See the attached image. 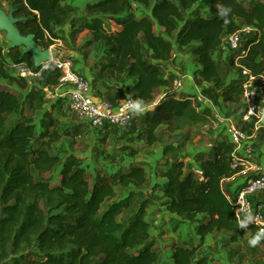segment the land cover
<instances>
[{
    "label": "trees",
    "instance_id": "trees-1",
    "mask_svg": "<svg viewBox=\"0 0 264 264\" xmlns=\"http://www.w3.org/2000/svg\"><path fill=\"white\" fill-rule=\"evenodd\" d=\"M14 1L19 4L14 3L15 16L26 17L17 25L21 34H33L44 49L59 39V28L80 20L63 0ZM216 1L220 9H230L226 17L219 15L220 9L213 15L195 12L201 0H92L86 5V22L80 31H89L92 39L88 44L104 51L107 63L100 69V79L132 80L125 87V96L132 95L141 106L149 105L167 88L155 109L142 116L144 135L139 132L138 116L128 126L129 133L138 134L149 145L157 142L161 125L198 119L193 111L195 96L177 99L168 89L163 64L173 60L176 46L199 44L195 50L200 64L197 74L222 91L226 104H241V80L226 85L214 55L226 36L245 25L254 26L261 34L245 37L247 55L240 59V67L264 75V0H256L249 8L242 0ZM22 50L4 54L0 46V264H216L208 256L196 258L197 248L187 244L174 245L170 258L163 260L145 220L149 200L143 201L132 220H118L133 207L135 197L143 194L140 189L146 175L142 165L127 172L99 174L91 183L82 158L70 154L63 160L53 153L63 134L47 108L45 89L60 85L61 72L36 68L32 55ZM10 61L27 63L41 72L38 88L12 75ZM26 101L31 116L25 114ZM38 113L39 119L34 120ZM15 115L18 119L9 127ZM212 150L214 157L203 159L199 167L176 159L161 174L165 179L163 205L178 222L196 223L201 240L225 232L232 235L231 242H238L244 230L222 182L242 168L232 167L235 145L218 141ZM120 186L132 188L123 199L109 204ZM257 234L253 230L251 239Z\"/></svg>",
    "mask_w": 264,
    "mask_h": 264
},
{
    "label": "rangeland",
    "instance_id": "rangeland-1",
    "mask_svg": "<svg viewBox=\"0 0 264 264\" xmlns=\"http://www.w3.org/2000/svg\"><path fill=\"white\" fill-rule=\"evenodd\" d=\"M92 0H63V4L65 5L67 2V7L73 8L77 10L75 15L82 16V9L85 8L87 3ZM17 1L14 0H0V9L6 12H9L10 7H15L14 3ZM213 2V3H212ZM214 0H203L201 5L203 6H213ZM16 5H19L18 2ZM249 5V4H247ZM15 9V8H14ZM80 11V12H79ZM196 12V9H195ZM26 18V17H25ZM86 22L84 19L83 23ZM80 23V20L78 21ZM76 23L75 28L71 25L66 26L64 29H61L59 33V39L54 41L51 50L55 55V58L60 60H71L73 63L75 59V55L78 50V40L82 42L80 39V25ZM112 27L116 30L114 24ZM83 34V33H82ZM88 34V33H87ZM92 39V35L89 33V40ZM85 42H88L87 40ZM85 44V43H83ZM10 43L6 40V33L0 31V46L4 50V54H8L11 50ZM87 45V43H86ZM84 46L88 52L96 51V59L101 58V62L106 61L103 50H96L93 46ZM90 47V48H89ZM49 48V49H50ZM81 48L80 51L83 49ZM223 52V51H222ZM185 56V55H184ZM235 55L231 56L229 61L224 66V63L221 59H219V64L221 66V72L223 75L228 72L232 76H236L239 80L241 78L239 67H236L234 63ZM188 59V56H186ZM97 59V60H98ZM175 59V57H173ZM78 62L75 65L81 67V62L78 57L76 58ZM190 61V59H188ZM171 62V61H170ZM169 62V63H170ZM187 63V61H186ZM102 64V63H101ZM98 64V69H101L102 65ZM195 62L193 61V66ZM186 64L180 69H178L177 74H173L170 69H166L163 65V69L167 74V78L169 79L170 85L168 89L172 92H176L172 90L171 82L172 79L181 78L180 75H184L186 72ZM9 69V68H8ZM9 71L12 74H15L14 71ZM184 72V73H183ZM30 87L38 88V80L37 78L30 79ZM195 80V79H194ZM112 79H107V77L100 79L99 82L95 83V97L116 100L115 98H119L121 101L124 100L125 96V85H122L121 89H124L122 93H116L114 87H110L107 85L108 82H111ZM114 81L118 84H123L119 79L114 78ZM116 84V83H115ZM197 85V84H196ZM96 86H99L100 90L97 89ZM107 88L110 90V93H105ZM59 87L56 88H46L45 100L47 104V108L53 114V116L59 122V132L63 134L62 139L54 145L53 153L61 155L63 158H67L70 154H75L78 157L82 158L84 162L93 160L94 165L98 167L96 170L98 175L100 173L103 174H111L113 169H119V165L121 166L124 161L125 155H131L135 162L134 165H145L147 167V181L144 186L140 189L143 191L141 196H137L134 199V205L132 208L128 210L126 214H124L121 219L123 221H130L134 218L136 211L139 209L143 201L149 200V206L146 212L145 219L150 223L151 226V236L152 239L156 242L155 249H157L163 260H168L170 258V251L174 247V245H182L187 244L190 247L197 248L196 258L208 256L212 259L216 264H264V242L257 243L255 246L251 245L249 241L251 240V231L244 230L243 234L239 237L238 242H231L232 235L226 233H215L211 237L208 238L207 241L199 239H195L194 231L190 229V226L182 225L177 226V219H173L170 213L166 211V208L163 205L164 198L160 195V186L157 183H161V178L156 176L155 166L156 160L154 159L150 163V159L158 154V152L164 149L169 144H174L179 152L185 151L186 146L190 148L198 147L203 143L213 145L221 141L222 139H226L221 133L222 129L217 128L216 133L212 134L211 131H214L207 124H202L201 120L198 123L192 122L190 119L187 120H173L168 125L161 126L156 134L159 136L157 143L154 145H149L146 140L139 139L138 134H130L128 130V126L124 128V133L119 134L117 131H110L107 135L105 130L93 132L91 127L84 124L80 121L73 113H71L69 109V104L67 99L60 98L61 91L58 90ZM105 89V90H103ZM202 90V89H201ZM29 91V90H28ZM27 91V92H28ZM165 90H162V93L155 97L154 101L147 105V108L143 111L145 113L152 112L155 107L161 102V100L165 97ZM203 99L209 100L210 96L207 89L203 87ZM26 93V92H25ZM109 96V97H108ZM33 97H30L32 99ZM197 103V99L194 100V103ZM26 115L31 116V111L28 106V101H26ZM146 106V105H145ZM225 105L220 106L223 113H226V116H233L234 113L239 109L241 110L242 105L237 106L236 108L224 107ZM215 108V107H214ZM198 106L195 104V108L193 107V111L196 113ZM40 113L35 114L34 120L39 119ZM229 114V115H228ZM205 115V113H204ZM18 119V116L15 115L10 118L8 126H12L14 122ZM227 119V118H226ZM144 117H138L137 125L139 128V132L145 134V125L143 123ZM222 120V119H221ZM218 122V121H216ZM220 123V122H218ZM214 125V124H213ZM76 132H79L80 135L74 136ZM260 143V146H264V140H257ZM260 157L264 159L263 153H258ZM186 163H189V159L187 157H182ZM259 158H257L258 160ZM64 160V159H63ZM162 162V161H161ZM160 162V165L162 163ZM260 162L264 163V160H260ZM153 166V167H152ZM127 167L124 168V172H127ZM115 173V172H114ZM88 180L92 183L94 180L93 176L88 173ZM129 193V189L123 187L116 188V196L113 200L109 202V204L116 202L120 199H123ZM106 203V205H109ZM197 221H200L198 219ZM183 230V231H182Z\"/></svg>",
    "mask_w": 264,
    "mask_h": 264
},
{
    "label": "built area",
    "instance_id": "built-area-1",
    "mask_svg": "<svg viewBox=\"0 0 264 264\" xmlns=\"http://www.w3.org/2000/svg\"><path fill=\"white\" fill-rule=\"evenodd\" d=\"M252 34L260 35L261 32L254 26L245 25L243 28L224 39L220 51L235 55L234 63L240 71V80L243 87L241 114L238 117L220 120L225 123L226 128L221 133L227 142L235 145L232 154V167H241L242 171L248 173L245 183L234 196L229 195L228 199L235 206V214L238 223L246 220L249 215L252 220L247 223L243 230H256L260 233L264 230V200L258 199L259 193L264 191V169L254 162L255 151L246 146L249 141H257L264 132V75H254L246 68L240 67V59L247 55L243 49L244 39ZM46 38H49L46 35ZM52 47V46H51ZM51 50V48H50ZM43 69L49 67L61 72L59 90L60 98L67 99L69 109L78 119L86 122L92 129L103 131L110 126L126 128L132 123L137 112H143L146 106H141L132 95H126L118 105H113L106 99H98L92 91L91 83L82 74L74 70V63L71 60H60L55 58L51 50L50 61L44 63ZM8 68L15 72V77L23 78L30 83L31 78H39L41 72L35 70L27 63L16 64L9 62ZM172 90L178 92L183 87L182 78L172 79ZM197 101L209 104V100L203 99L200 88H196ZM214 145H212L213 147ZM241 171V172H242ZM202 175L200 170H196Z\"/></svg>",
    "mask_w": 264,
    "mask_h": 264
},
{
    "label": "crops",
    "instance_id": "crops-1",
    "mask_svg": "<svg viewBox=\"0 0 264 264\" xmlns=\"http://www.w3.org/2000/svg\"><path fill=\"white\" fill-rule=\"evenodd\" d=\"M67 1L69 2L70 0H67ZM242 1H243V6L245 8H249L250 5L253 2H255L256 0H242ZM67 3L65 5H67ZM202 3H203V0H201V3H199L197 5V8H196V12L198 14H200V15H203V16L204 15H213L214 13H216L220 9V5L217 3L216 0H214V4L211 7L203 6V5H201ZM62 4H63V2H62ZM247 4H249V5H247ZM70 9H73V8H70ZM73 10H75V9H73ZM82 11H83L82 14L84 13L82 16L75 15L77 10H75L74 13H73L74 18H76L78 20L80 19V23H78V21H76L74 24L67 23L64 27L59 28L57 30V32H59L61 29H64L66 26H69V25L76 26L75 25L76 23H78L79 25L82 24L83 21H84L83 18H84L85 14H86V6H85V8L82 9ZM79 31H80V27H79ZM80 33H81L80 39H82V42H80V40H78V43H77L78 50H77V54L75 55L74 61L78 62L76 60V58L78 57L80 60H82V62L80 63L81 67H79L78 65H75V63H76L75 62L74 63V70L77 73L82 74L83 76H85V78L91 83V85L93 87L92 91L95 92V87H94L95 83L100 81V69H98L97 68L98 66H96V65L98 64V62H99V64L102 63L101 65H104V64L107 63V60L104 61V62H101V58L100 59L97 58L98 60L96 59V55H97L96 51L92 50V51L88 52L86 49H84L83 47L86 45V43H87L86 46H91V45L88 44V42H85L86 40L89 41V33L90 32L87 31V30H81ZM90 35H91V33H90ZM83 43H85V44H83ZM198 45L199 44H197V43H193V44H191L189 46H186V47L176 46L175 53H174L175 59H173L170 63L169 62L168 63H164L163 65L165 66L166 69L167 68L170 69L173 74H177L178 73V69H180L181 66L183 67L186 64L185 68L187 70H186L185 73L183 72L184 75H180L179 74V76H181V78L183 80V87L178 92H174L176 94L177 99H185L188 96H195V100H196L198 98L196 88H200V89L203 90V87H204V89H207L208 91H210V93H209V96H210L209 104L208 103L204 104V103H201L199 101L197 103L196 102L194 103V101H193V107L195 108V104L198 106L197 112L195 113L197 115L198 119L197 120H191L190 119V120L192 122H194V124L198 123L201 120L202 122H200V123L207 124L208 126L211 125L210 127L214 130V131H211V133L212 134H217L216 133L218 131L217 128L218 129L221 128L222 131H223L227 127L225 123L224 124L223 123H218V122H220L219 119L226 120V118L238 117L241 114V110L238 109L234 113L233 116H226L227 114L222 112L220 106L225 105L226 107H230V108L234 107V108H236L237 106H240L241 104H230V105L226 104L224 102V100H223L222 91L218 90L213 84L204 82L200 78V76L197 74V71L200 69V64L198 62V57L195 54V50L198 47ZM81 48H83V49L80 51ZM186 56H188V59H190V61H188ZM231 56H233V55L230 54V53L222 52V51H217V52H215V55H214L215 59L218 62L219 73L221 75V78H222L223 82L226 85L231 84V83L236 82V81H239V79L236 76L234 77L231 74H228V72H226V74L223 75L221 70H220L221 66H220L218 60L221 59L223 61V63H224V66H226L225 63H227L229 61ZM150 57L152 58V54L150 55ZM186 61H187V63H186ZM193 61L195 62L194 66H193ZM235 65H236V67H238L236 63H235ZM109 78L112 79V81L108 82L107 85H109L110 87L113 86L115 91H116V93H122V91L124 90V89H121L122 85H125V87H126L128 84L132 83V80H130V79L121 78L119 80L123 84H118L117 82L114 81V77L109 76L107 79H109ZM97 89L100 90L99 86H96V91H97ZM103 90H105V89H103ZM59 91L64 92V88H63V90H59ZM105 93H107V94L110 93V90L107 88V90H105ZM202 93H203V91H202ZM97 98L98 99H104V98H99V97H97ZM115 99L116 100H113V99L112 100L107 99V100L110 103H112L113 105L116 106V105H118V103L121 100L118 97L115 98ZM204 113H205V115H204ZM141 114L143 115L144 112H140L139 111V112H137L136 116L142 117ZM186 119L189 120L188 118H186ZM216 121H218V122H216ZM82 122L84 124H86L87 126H89L86 122H84V121H82ZM161 126H163V125H161ZM92 130H93V132H95L94 129H92ZM111 130L112 131H117L119 134L124 133L123 132L124 128L117 127V126L107 127L108 133ZM215 130H217V131H215ZM108 133H107V135H108ZM259 139L262 141V140H264V137L263 138H259ZM212 145H213L212 143H209V144L203 143L202 145H200L198 147H194V148H190L189 146H186V150L185 151L179 152L177 150V148L174 146V144H169L164 149L160 150L156 156L152 157L149 160L150 163L154 159L156 160V166L154 168H155L156 176L161 178V180H162L161 183H157V184L161 188L159 193H160V195H162L163 198H164V196H163V193H162V189L165 187V179L163 177H161V174L168 169V167L171 165V163L174 160H176V159H181V156L182 157L184 156V157H187L189 159V162H192L195 166L199 167V165H200V163H201V161L203 159H212L214 157V152L212 150ZM246 146L251 147V148L254 149V151H255L254 162L257 163L258 165L262 166L263 169H264V163L260 162V160H264V159L262 157H260V155H258V153H260V152L264 154V146H260V143H258L257 141H249V142L246 143ZM59 156L62 159H64V160L66 159V158H63L61 155H59ZM257 158H259V159L257 160ZM134 162H135L134 158L131 155L127 154V155H125L124 161L122 162L121 166L119 165L120 168L116 169V170L113 169L112 170L113 172H111V174H106V175H112V174H114V172L116 173L117 171L124 172V168H126V167H127L126 171H128L132 167L137 166V165H134ZM160 162L162 163V165H160ZM83 164H84L85 168L87 169V175H88V173H90V175H92L93 178L95 179L97 177V175H98V172L96 170L98 167H96L94 165L93 160L92 161L91 160H89V161L86 160V162H83ZM142 167L144 168L145 175H146L147 174V172H146L147 171L146 170L147 167H145V165H142ZM100 175H105V174L100 173ZM247 176H248V173L246 171L244 172V170H243L239 174L235 175L233 178L226 179V180H224L222 182V187H223V190L225 191L227 197L229 195L234 196V195H236L238 193V191L240 190L241 186L245 183V181L247 179ZM92 181H94V180H92ZM146 181H147V176H146ZM123 188H125V187H123ZM131 188H126V189L130 190ZM257 198L261 199V200H264V191L259 193ZM164 201H165V198H164ZM126 213H124V214H126ZM123 215H121L118 218L119 221H123L121 219V217ZM171 216L173 217L172 214H171ZM198 219H201V217H199ZM178 223H180V222H178ZM182 225H184V227H185V225H186V227H187V225H189L190 229L194 231L195 239L196 238L200 239V237L196 234V223H194V224L180 223L179 225L177 224V226H179V227L182 226ZM250 231H251V234H252L253 230H250ZM216 233H221V232H216ZM222 233H225V232H222ZM213 234H215V233H213ZM213 234L207 236L205 241H207L208 238L211 237ZM258 242L262 243V242H264V239L259 240ZM181 243L183 244V242H181ZM170 253H171V251H170Z\"/></svg>",
    "mask_w": 264,
    "mask_h": 264
},
{
    "label": "water",
    "instance_id": "water-1",
    "mask_svg": "<svg viewBox=\"0 0 264 264\" xmlns=\"http://www.w3.org/2000/svg\"><path fill=\"white\" fill-rule=\"evenodd\" d=\"M26 21L25 17H16L15 9L10 7L9 12L0 9V31L6 33V40L11 49L22 48L23 54H31L36 68L51 59V50L44 49L36 40L33 34L24 36L21 34L17 25Z\"/></svg>",
    "mask_w": 264,
    "mask_h": 264
},
{
    "label": "clouds",
    "instance_id": "clouds-1",
    "mask_svg": "<svg viewBox=\"0 0 264 264\" xmlns=\"http://www.w3.org/2000/svg\"><path fill=\"white\" fill-rule=\"evenodd\" d=\"M229 11H230V9H228V8H221L220 11H219V15L222 16V17H226V16L228 15V12H229ZM251 220H252V216L249 215V216L247 217L246 220H242V221L240 222V226H241V227H246V226H247V223H248L249 221H251ZM262 236H264V230H262V231H261L260 233H258L253 239H251V240L249 241V243H250L251 245L255 246V245L258 243V241L261 239Z\"/></svg>",
    "mask_w": 264,
    "mask_h": 264
}]
</instances>
